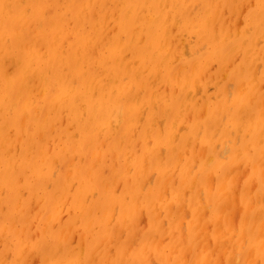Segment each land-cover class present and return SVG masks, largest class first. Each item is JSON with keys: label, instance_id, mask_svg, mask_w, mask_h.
Returning a JSON list of instances; mask_svg holds the SVG:
<instances>
[{"label": "bare ground", "instance_id": "1", "mask_svg": "<svg viewBox=\"0 0 264 264\" xmlns=\"http://www.w3.org/2000/svg\"><path fill=\"white\" fill-rule=\"evenodd\" d=\"M0 264H264V0H0Z\"/></svg>", "mask_w": 264, "mask_h": 264}]
</instances>
